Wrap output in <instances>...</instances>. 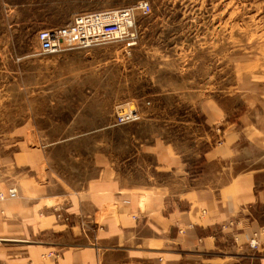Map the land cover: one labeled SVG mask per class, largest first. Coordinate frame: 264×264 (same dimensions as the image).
<instances>
[{
	"label": "rangeland",
	"instance_id": "obj_1",
	"mask_svg": "<svg viewBox=\"0 0 264 264\" xmlns=\"http://www.w3.org/2000/svg\"><path fill=\"white\" fill-rule=\"evenodd\" d=\"M118 8L135 9L127 37L40 53V29ZM124 108L140 117L119 124ZM234 127L241 169L260 170L264 186V150L248 142L264 145V0H0V152L45 145L60 192L109 174L138 192L185 193Z\"/></svg>",
	"mask_w": 264,
	"mask_h": 264
},
{
	"label": "crops",
	"instance_id": "obj_2",
	"mask_svg": "<svg viewBox=\"0 0 264 264\" xmlns=\"http://www.w3.org/2000/svg\"><path fill=\"white\" fill-rule=\"evenodd\" d=\"M241 134L226 130L225 142L205 152L193 186L178 195L169 187L131 190L109 174L77 193L60 192L45 145L0 152V190H18L0 199V264H264V186L260 170L239 165ZM57 209L93 224L59 220ZM255 232L257 254L248 245ZM50 251L58 257H45Z\"/></svg>",
	"mask_w": 264,
	"mask_h": 264
},
{
	"label": "built area",
	"instance_id": "obj_3",
	"mask_svg": "<svg viewBox=\"0 0 264 264\" xmlns=\"http://www.w3.org/2000/svg\"><path fill=\"white\" fill-rule=\"evenodd\" d=\"M139 8L143 13H148L150 4L141 2ZM135 24L136 14L133 8L107 9L76 14L71 22L66 25L40 29L38 32L40 53L56 54L75 47L88 48L89 46L116 42L133 33ZM139 117L138 110L124 108L118 113L117 122L119 124L128 123L137 120ZM7 191L0 190V199H13L18 196L16 186L10 187ZM58 218L66 222L71 221L70 215L64 213H59ZM254 242L251 245L256 246V241ZM49 253L58 257L56 252L50 251Z\"/></svg>",
	"mask_w": 264,
	"mask_h": 264
}]
</instances>
